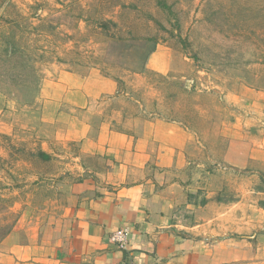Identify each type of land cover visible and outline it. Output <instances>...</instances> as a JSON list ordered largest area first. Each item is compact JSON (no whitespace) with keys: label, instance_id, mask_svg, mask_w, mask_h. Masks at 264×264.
Wrapping results in <instances>:
<instances>
[{"label":"rangeland","instance_id":"rangeland-1","mask_svg":"<svg viewBox=\"0 0 264 264\" xmlns=\"http://www.w3.org/2000/svg\"><path fill=\"white\" fill-rule=\"evenodd\" d=\"M148 39L152 68L135 73ZM93 70L119 84L93 104L95 127L182 121L218 157L220 95L264 91V0H0V245L59 225L81 146L43 121V102L61 73Z\"/></svg>","mask_w":264,"mask_h":264},{"label":"crops","instance_id":"crops-1","mask_svg":"<svg viewBox=\"0 0 264 264\" xmlns=\"http://www.w3.org/2000/svg\"><path fill=\"white\" fill-rule=\"evenodd\" d=\"M155 66L170 71L167 61ZM51 82L43 121L80 144L77 180L57 228L28 239L13 232L0 264H264L263 90L241 84L220 95L222 148L211 157L182 121L95 127L93 104L119 93L96 70ZM120 230L129 233L126 251L110 242Z\"/></svg>","mask_w":264,"mask_h":264},{"label":"built area","instance_id":"built-area-1","mask_svg":"<svg viewBox=\"0 0 264 264\" xmlns=\"http://www.w3.org/2000/svg\"><path fill=\"white\" fill-rule=\"evenodd\" d=\"M110 242L118 247L121 251H126L129 243V233L126 230L116 231L110 238ZM117 264H141L135 261H124Z\"/></svg>","mask_w":264,"mask_h":264},{"label":"trees","instance_id":"trees-1","mask_svg":"<svg viewBox=\"0 0 264 264\" xmlns=\"http://www.w3.org/2000/svg\"><path fill=\"white\" fill-rule=\"evenodd\" d=\"M146 44V51L143 52V61L142 64L140 65L139 69L137 71H134L135 73H143L146 69V64L149 59V57L156 51L157 48V43L154 39H148L145 42ZM151 44V45H149ZM41 157L45 160H50L51 156L46 154V153H41Z\"/></svg>","mask_w":264,"mask_h":264}]
</instances>
